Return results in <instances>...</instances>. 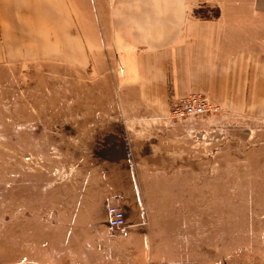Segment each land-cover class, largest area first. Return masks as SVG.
I'll list each match as a JSON object with an SVG mask.
<instances>
[{
	"label": "rangeland",
	"instance_id": "rangeland-1",
	"mask_svg": "<svg viewBox=\"0 0 264 264\" xmlns=\"http://www.w3.org/2000/svg\"><path fill=\"white\" fill-rule=\"evenodd\" d=\"M13 20L25 27H0L9 32L0 41V229L29 203L79 204L75 187L99 180L97 171H187L171 174L173 206L221 231L230 264H264V113L204 90L145 97L120 82L89 34H67L60 49L63 35ZM192 92L219 110L173 117V103Z\"/></svg>",
	"mask_w": 264,
	"mask_h": 264
},
{
	"label": "crops",
	"instance_id": "crops-1",
	"mask_svg": "<svg viewBox=\"0 0 264 264\" xmlns=\"http://www.w3.org/2000/svg\"><path fill=\"white\" fill-rule=\"evenodd\" d=\"M25 16L63 35L60 49L67 34H89L91 47L120 67V82L141 86L145 97L204 90L264 113V0H0L1 28L25 27L13 20ZM1 28L3 42L9 32ZM96 173L99 180L75 187L79 204L21 206L25 214L0 229V264H230L221 231L173 206L171 174L187 171ZM113 202L125 212V231L109 223Z\"/></svg>",
	"mask_w": 264,
	"mask_h": 264
},
{
	"label": "built area",
	"instance_id": "built-area-1",
	"mask_svg": "<svg viewBox=\"0 0 264 264\" xmlns=\"http://www.w3.org/2000/svg\"><path fill=\"white\" fill-rule=\"evenodd\" d=\"M219 107L201 92H192L183 96L172 105V116L179 119L200 117V115L215 113ZM109 223L121 231L127 229L126 215L123 208L117 203L108 205Z\"/></svg>",
	"mask_w": 264,
	"mask_h": 264
}]
</instances>
